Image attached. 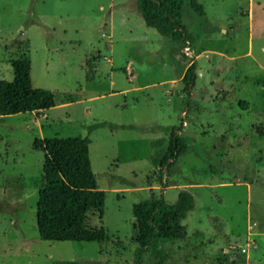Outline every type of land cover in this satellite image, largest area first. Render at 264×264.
<instances>
[{
	"label": "rangeland",
	"instance_id": "rangeland-1",
	"mask_svg": "<svg viewBox=\"0 0 264 264\" xmlns=\"http://www.w3.org/2000/svg\"><path fill=\"white\" fill-rule=\"evenodd\" d=\"M198 1L205 16L186 7L185 47L149 27L138 0H0V80L27 59L34 87L56 101L0 117V264H137L134 205L176 204L183 190L196 210L185 237L161 241L164 264H264V0ZM98 123L126 129L90 133ZM175 132L187 152L161 170ZM86 137L106 194L89 225L107 240L44 241L36 142Z\"/></svg>",
	"mask_w": 264,
	"mask_h": 264
},
{
	"label": "trees",
	"instance_id": "trees-1",
	"mask_svg": "<svg viewBox=\"0 0 264 264\" xmlns=\"http://www.w3.org/2000/svg\"><path fill=\"white\" fill-rule=\"evenodd\" d=\"M204 17L205 9L198 0H138V10L146 24L168 39L185 47L195 43V37L183 22L186 7ZM14 81L0 80V117L22 113L43 112L56 106L54 95L36 88L31 77V62L21 59L12 62ZM197 63L187 70L184 82L187 90L195 82ZM126 129V126L98 123L90 126L92 133L100 128ZM90 139L52 138L38 140L36 146L45 152L44 182L39 190L37 206L38 230L42 240L48 242L100 243L107 240L104 228L90 227V214L104 215L105 191L98 186L92 168ZM187 152V144L175 132L168 151L161 161V170L175 164ZM166 185V182H164ZM167 186V185H166ZM196 210V200L187 190L180 192L176 204L159 198H147L134 205L135 261L142 264L145 254L164 264L161 241L185 237V221ZM63 264H86L66 261Z\"/></svg>",
	"mask_w": 264,
	"mask_h": 264
}]
</instances>
